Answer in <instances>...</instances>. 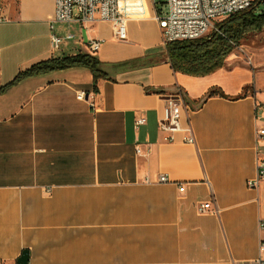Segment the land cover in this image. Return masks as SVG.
<instances>
[{
  "label": "crops",
  "instance_id": "0c3cea01",
  "mask_svg": "<svg viewBox=\"0 0 264 264\" xmlns=\"http://www.w3.org/2000/svg\"><path fill=\"white\" fill-rule=\"evenodd\" d=\"M144 3L147 18L128 21L126 41L109 22L57 25L73 38L53 51V0H0V90L9 86L0 92V264L24 251L29 264H250L258 256L264 194L247 187L264 157L258 76L232 60L203 77L175 72L156 20L164 0ZM91 40L103 41L92 55L96 82L71 68L13 83L38 62L91 55ZM212 88L229 98L205 100ZM177 89L190 102L181 123L195 144L182 133L168 143L159 130ZM139 117L146 124L137 129Z\"/></svg>",
  "mask_w": 264,
  "mask_h": 264
},
{
  "label": "built area",
  "instance_id": "2783aa9c",
  "mask_svg": "<svg viewBox=\"0 0 264 264\" xmlns=\"http://www.w3.org/2000/svg\"><path fill=\"white\" fill-rule=\"evenodd\" d=\"M254 0H164V7L156 15L162 39L165 45L200 39L206 36L215 26L227 18L251 8ZM54 17L50 22L51 47L59 51L66 40L73 36L68 32L63 38L56 32L57 25L79 24L86 26L95 22H109L113 35L119 41L128 39L127 23L130 20L147 18L144 0H53ZM7 19L0 5V23ZM103 41L91 40L88 49L91 55L96 54ZM1 71V56H0ZM79 101L85 100V92L76 94ZM190 108L186 104L181 89L165 98L163 118L159 123V130L165 134V141L175 142V134H183V142L195 144L191 126L184 127L181 123L183 116H188ZM146 124V118L135 120V128ZM264 136V129L259 131ZM137 154L141 149L137 148ZM148 182V180H147ZM160 183H167L166 176L159 177ZM247 187L264 194V157L258 158L257 176L247 183ZM211 202L198 206L200 213L208 212ZM259 230L264 233V216L259 220ZM250 264H264V240L259 244L258 256Z\"/></svg>",
  "mask_w": 264,
  "mask_h": 264
},
{
  "label": "trees",
  "instance_id": "16d2710c",
  "mask_svg": "<svg viewBox=\"0 0 264 264\" xmlns=\"http://www.w3.org/2000/svg\"><path fill=\"white\" fill-rule=\"evenodd\" d=\"M259 7H264V0H254L250 9L227 18L217 24V28L210 34L200 39L167 44L169 63L173 70L193 77H203L225 68L227 58L241 45L247 35L264 30V9ZM71 68L88 69L93 74L94 82L102 76L96 58L89 54H79L38 62L20 72L13 83L28 77ZM7 87L9 86L2 88L0 92ZM248 89L249 87H245L242 94L232 99L243 98ZM216 95L229 98L220 88H212L205 100Z\"/></svg>",
  "mask_w": 264,
  "mask_h": 264
},
{
  "label": "rangeland",
  "instance_id": "374dc122",
  "mask_svg": "<svg viewBox=\"0 0 264 264\" xmlns=\"http://www.w3.org/2000/svg\"><path fill=\"white\" fill-rule=\"evenodd\" d=\"M154 1L158 7L163 5V0ZM259 8L264 9V7ZM159 13H161V11ZM216 28L217 26H215V29ZM227 60H232L237 65L253 69L258 76V82L261 88L260 91L264 93V30L259 33L247 35L246 38L242 40L241 45L233 51Z\"/></svg>",
  "mask_w": 264,
  "mask_h": 264
},
{
  "label": "water",
  "instance_id": "95a60500",
  "mask_svg": "<svg viewBox=\"0 0 264 264\" xmlns=\"http://www.w3.org/2000/svg\"><path fill=\"white\" fill-rule=\"evenodd\" d=\"M178 90V89H177ZM177 90H175V92H177ZM182 93H183V97L186 101V103H190L189 102V99L187 97V95L185 94V92L183 90H181ZM174 92V93H175ZM205 101V100H204ZM199 107V106H198ZM16 264H29V254L27 251H24L21 255V257L17 260V263Z\"/></svg>",
  "mask_w": 264,
  "mask_h": 264
}]
</instances>
